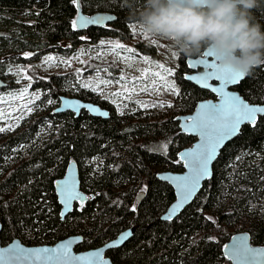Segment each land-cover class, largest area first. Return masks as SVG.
<instances>
[{"label":"trees","instance_id":"1","mask_svg":"<svg viewBox=\"0 0 264 264\" xmlns=\"http://www.w3.org/2000/svg\"><path fill=\"white\" fill-rule=\"evenodd\" d=\"M144 3L80 0L85 13L110 12L117 19L106 28L79 31L72 24L77 0H0V77L13 81L11 64L25 66L22 78L31 83L23 86L38 92L34 112L12 130L0 131L3 244L18 238L27 245L34 240L52 245L82 235L84 241L77 251L89 250L135 227L130 240L109 251L115 264H227L225 244L244 231L250 233L253 244L264 246V116L244 126L224 147L212 178L193 203L174 220H161L176 197L157 175L167 170L182 172L178 155L195 141L181 132L176 118L193 112L201 100L215 98L185 78L190 72L189 57L178 55V67L172 71L176 100L166 111L159 108H166L167 103L151 101L155 106H149L148 116L143 109L119 116L113 105L87 91L84 75L94 70L95 63L56 75H41L32 67L46 54L70 57L108 39L132 42V28L137 24L130 16ZM252 15L264 30V0H258ZM134 48L139 55L156 51L145 42H137ZM73 83L77 92L70 91L72 95L108 109L109 119L86 110L79 115L57 112L61 89ZM236 89L250 103L264 104V65ZM71 161L78 165L82 190L89 200L77 203L63 220L55 183Z\"/></svg>","mask_w":264,"mask_h":264},{"label":"water","instance_id":"2","mask_svg":"<svg viewBox=\"0 0 264 264\" xmlns=\"http://www.w3.org/2000/svg\"><path fill=\"white\" fill-rule=\"evenodd\" d=\"M78 13L75 21H77L76 28L79 31H86L90 28H106L117 19L114 13L110 12H95L93 14H87L82 10L80 5V0H77ZM113 17L111 20H105L102 24H88L86 26L81 25L80 18L85 17L88 19H95L97 17ZM211 48H205L203 53L198 57H189L187 59V65L191 64L189 67L190 72L185 75V78L190 81L192 84L197 86L202 90L211 92L215 98H208L198 102L195 110L189 114L179 115L176 120L179 122V127L181 132L187 134L193 138L195 141L191 146L185 147L180 151L178 157L181 163L184 166L182 172H173V171H162L158 173V178L164 182H167L175 192V201L171 204L168 210L161 216V220L171 221L177 218L183 210L191 205L196 199L200 191L202 190L204 184L209 181L213 176V168L218 160L221 151L224 147L234 140L241 132L242 128L246 125H253L251 122H244L240 124L238 131L229 138H226L222 144L216 149L214 158L210 161L208 165V174L202 178L199 182L197 189L192 193L189 199L181 204V188L178 187V182L175 178L177 177H186L191 174L193 170V165L198 157L199 153L202 150V145L204 144V139L200 134V130L197 125L202 124L208 119L209 109L202 108V105H219L222 102L221 96L213 91V88L221 87V82L218 80H208V87H204L197 80L190 79L189 77L193 76H203L206 74L208 63H219L216 56H207L206 53L212 51ZM216 54V53H215ZM204 61L205 63H199ZM247 76H242V78L236 84H228L225 86V92H228L230 95L238 97L241 101L248 104L250 107H258L264 109V104L250 103L246 100L241 93L236 89ZM8 86V83L0 77V89ZM60 106L57 108V112H66L72 111L76 115H79L82 110L88 111L92 116L101 117L104 119H109L110 111L106 108L101 107L99 104L82 100L76 97L61 96ZM264 116V112L257 113L255 124L260 117ZM55 190L58 197V201L62 206L61 216L62 219L72 213L75 205L84 204L89 200L88 195L82 190L81 179L78 165L75 161H71L68 165L65 175L58 179L55 183ZM72 194H78L76 199H70ZM142 194L139 196V200L142 198ZM70 200V206L66 207V201ZM177 205H180L177 207ZM175 208L176 211L173 213L172 209ZM136 228L132 227L120 233L115 239L106 242L104 245L89 250H80L77 251L78 246H80L84 237L82 235H72L65 239L58 241L52 245H27L23 243L20 239H14L7 244L2 243L1 232L2 224L0 222V264H115L113 260L109 257L108 253L110 250L119 248L124 245L128 240H130L135 234ZM236 246H242L247 249L253 250L256 253H259L258 258L254 260H236L232 258L230 253L233 248ZM67 247L68 249V258L57 259V256ZM49 249L48 252H42L37 250ZM23 250V251H21ZM51 250H58L53 252ZM100 253V258H93V253ZM14 254L26 256V259H10ZM224 257L227 259V264H264V246L256 245L252 243L251 235L249 232H238L234 234L230 240L225 244L223 249ZM76 257H84L85 259L77 260Z\"/></svg>","mask_w":264,"mask_h":264},{"label":"rangeland","instance_id":"3","mask_svg":"<svg viewBox=\"0 0 264 264\" xmlns=\"http://www.w3.org/2000/svg\"><path fill=\"white\" fill-rule=\"evenodd\" d=\"M132 29L135 33L132 42L108 39L104 40L103 44L90 48L89 52L81 50L70 57L50 53L41 56L32 64V67L41 75H56L66 73L73 66L82 67L89 62L95 63L94 70L84 75L86 90L113 105L119 116L125 112H129V116L135 115L140 109L146 111L144 116H148L149 106L151 108L155 106L151 101L167 103L166 108H159L161 111H166L167 107L176 100L177 94L163 86L164 81L158 80L151 73L159 72L165 76L168 84L174 85L172 76L167 75L158 65L162 64L164 68L172 72L178 67V55L168 47L167 41L151 39L138 25H134ZM137 42L154 45L155 53L137 54L134 48ZM116 43L122 44L124 48L115 49L113 45ZM128 48L133 51H126L125 49ZM144 58H147L149 62L146 63ZM10 71L14 73L12 76L14 79L13 81L11 78L5 79L8 88L0 92V128L5 129L3 132L12 130L19 122L28 118L38 105V92L31 90L30 86H23L28 82L31 83V79L27 82L22 78L25 76V66L11 64ZM11 85L14 87L9 88ZM71 85L69 88L61 89L62 95L75 97L70 91L77 92V86L75 83ZM145 88L149 90L145 91ZM117 93L120 95H116ZM50 103L47 102L49 105ZM50 106L55 107L56 103L53 102ZM159 109L156 111H160ZM31 245L41 244L34 240Z\"/></svg>","mask_w":264,"mask_h":264},{"label":"clouds","instance_id":"4","mask_svg":"<svg viewBox=\"0 0 264 264\" xmlns=\"http://www.w3.org/2000/svg\"><path fill=\"white\" fill-rule=\"evenodd\" d=\"M258 0H145L130 20L177 55L215 51L221 65L243 76L264 65V30L254 22Z\"/></svg>","mask_w":264,"mask_h":264},{"label":"snow or ice","instance_id":"5","mask_svg":"<svg viewBox=\"0 0 264 264\" xmlns=\"http://www.w3.org/2000/svg\"><path fill=\"white\" fill-rule=\"evenodd\" d=\"M113 17H97L95 19H88L85 17L80 18L81 25L88 24H102L105 20H111ZM73 28L76 27L77 21H73ZM115 49H123L124 46L120 43L113 45ZM128 52H132L131 48L125 49ZM207 56H214L215 51H209L206 53ZM130 59V58H129ZM217 61L219 58L216 56ZM145 62L149 61L147 58H144ZM199 63H205L200 61ZM192 65L190 64L189 67ZM159 68L163 69L167 75H173V73L164 68V65H158ZM207 71L203 76H193L189 77L190 79L197 80L204 87H208V80H218L221 82V87L213 88V91L217 92L221 98L222 102L219 105H202V108L209 109L208 119L202 124L197 125L200 130V134L204 139V144L202 145V150L196 158L193 170L190 175L186 177H177L175 178L178 182V187L181 188V204L186 202L192 193L197 189L199 182L202 178L208 174V165L210 161L214 158L216 149L222 144L226 139L234 135L240 126L244 122H251L255 124L257 113L264 112V109L258 107H250L248 104L241 101L238 97L230 95L228 92H225L224 88L228 84H236L243 76L242 73L233 70L229 66L221 65L220 63H208ZM151 75L157 77L158 80L164 81V85L167 88H170L174 93L177 92L175 85L168 84L165 76H162L159 72H153ZM124 79V77H121ZM148 91V88L144 89ZM116 95H120L117 93ZM170 106V105H169ZM0 131H5V129L0 128ZM78 194H72L70 199H76ZM70 206V200L66 201V207ZM180 205H177L179 207ZM134 210V209H133ZM175 208L172 209L174 213ZM23 251V250H21ZM42 252H48L49 249L37 250ZM56 252L58 250H51ZM232 258L236 260H254L258 258L259 253L254 252L253 250L247 249L242 246H236L233 248L230 253ZM93 258H100V253H93ZM26 256L14 254L10 259H26ZM67 259L68 258V249L67 247L57 256V259ZM75 259H85L84 257H76Z\"/></svg>","mask_w":264,"mask_h":264},{"label":"flooded vegetation","instance_id":"6","mask_svg":"<svg viewBox=\"0 0 264 264\" xmlns=\"http://www.w3.org/2000/svg\"><path fill=\"white\" fill-rule=\"evenodd\" d=\"M5 80V79H4Z\"/></svg>","mask_w":264,"mask_h":264}]
</instances>
